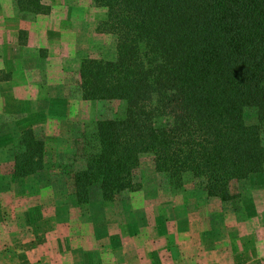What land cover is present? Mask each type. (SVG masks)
<instances>
[{
	"label": "trees",
	"instance_id": "1",
	"mask_svg": "<svg viewBox=\"0 0 264 264\" xmlns=\"http://www.w3.org/2000/svg\"><path fill=\"white\" fill-rule=\"evenodd\" d=\"M105 9L99 33L114 38V60L84 59L76 92L83 101L122 102L99 119L73 173L79 205L98 188L104 202L140 190L139 167L222 202L239 203L237 185L264 172V0H91ZM19 14H47L40 0H13ZM255 124H248L246 113ZM24 130L11 176L44 169L45 142Z\"/></svg>",
	"mask_w": 264,
	"mask_h": 264
},
{
	"label": "rangeland",
	"instance_id": "2",
	"mask_svg": "<svg viewBox=\"0 0 264 264\" xmlns=\"http://www.w3.org/2000/svg\"><path fill=\"white\" fill-rule=\"evenodd\" d=\"M43 3L52 10L47 13L46 31L42 32L45 46L33 45L26 53L30 58L26 66L31 67L34 82L40 85L32 87L26 97L15 98L18 111L0 113V204L5 205L0 208L2 217L16 205L17 195H31L32 201L21 199L17 207H32L35 218L47 212L43 207L52 201L51 197L71 200L72 175L85 166L83 147L93 137L96 122L124 110L122 102L83 101L76 92L81 60L116 57L114 38L97 31L105 9L95 7L91 0ZM1 75H5L3 70ZM245 120L256 123L250 112ZM26 129H38L45 142L46 172L41 180L34 176L28 184L10 176L13 147ZM139 181L140 190L121 201L105 203L98 188H91L90 200L80 208L77 219L85 220L84 212L91 207L92 214L96 211L95 242L103 244L106 256H97L103 251H94L90 240L91 256L74 257L76 263L264 264V172L250 175L237 185L238 204L208 197L195 188L189 175L183 177L181 187L171 186L156 174L148 157L141 159ZM40 183L59 187L40 191ZM11 186L14 188L10 191ZM118 222L122 225L120 232L115 228ZM76 237L80 239V235ZM52 257L44 256V264L58 263L63 258L54 257V262Z\"/></svg>",
	"mask_w": 264,
	"mask_h": 264
},
{
	"label": "crops",
	"instance_id": "3",
	"mask_svg": "<svg viewBox=\"0 0 264 264\" xmlns=\"http://www.w3.org/2000/svg\"><path fill=\"white\" fill-rule=\"evenodd\" d=\"M43 1L46 0H40L42 5ZM49 6L52 7L51 4ZM50 12L51 9L48 14ZM22 14L25 17L15 9L13 0H0V113L18 111L15 98L26 97L32 87L37 88L40 85L34 82L31 67L26 66L30 61L26 53H29L33 45L39 48L45 46L42 32L46 31L45 18L48 14L33 15L34 19H30L29 13ZM2 70L5 72L4 76L1 75ZM44 171L35 175L37 179L43 178L46 172ZM32 178L20 180L28 184ZM58 187L55 184L40 183L38 190L49 188L54 191ZM13 188L11 186L9 190ZM21 199L27 203L32 201L31 195L24 194L21 197L17 195L14 200L16 205L9 207L8 215L6 217L0 215V264H44V256L63 257L62 261L53 264H78L74 257L91 256L90 240L94 251L104 247L103 244L96 245L95 242L97 228L95 216L98 218L96 211L93 216L91 207L84 212L85 220H82L83 217L77 219L83 205H79L74 196L71 200L51 197L52 201L46 202V207H43L47 212L41 211L43 214L37 218L31 215L32 207L30 209L17 207ZM4 207L5 205L0 204V208ZM13 210L15 211L12 212ZM107 214L104 212L105 216ZM118 224L115 228L120 232L122 225L121 222ZM38 225H41V228ZM77 234L80 235V239L76 237ZM102 251L103 254L99 252L96 253L97 256H106L104 248ZM54 257L52 258L55 262L57 259Z\"/></svg>",
	"mask_w": 264,
	"mask_h": 264
}]
</instances>
